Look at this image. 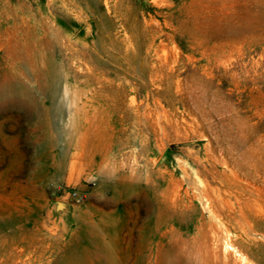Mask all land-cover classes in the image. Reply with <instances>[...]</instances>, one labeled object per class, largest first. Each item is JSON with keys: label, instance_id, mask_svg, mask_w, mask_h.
<instances>
[{"label": "rangeland", "instance_id": "374dc122", "mask_svg": "<svg viewBox=\"0 0 264 264\" xmlns=\"http://www.w3.org/2000/svg\"><path fill=\"white\" fill-rule=\"evenodd\" d=\"M255 1L0 0V264H128L127 181L132 225L172 182L184 222L224 174L264 199Z\"/></svg>", "mask_w": 264, "mask_h": 264}, {"label": "bare ground", "instance_id": "6f19581e", "mask_svg": "<svg viewBox=\"0 0 264 264\" xmlns=\"http://www.w3.org/2000/svg\"><path fill=\"white\" fill-rule=\"evenodd\" d=\"M250 1L258 3L255 0H238V3L246 6ZM254 3L251 22L249 19L242 22L237 31L240 37L264 32V0L259 14ZM220 179L223 191L203 192L206 221H183L182 209L187 208L185 201L190 196L188 190L183 192L179 183L172 182L163 190L159 189L161 186L156 188L153 199H143L141 206L146 216L142 220L138 208L133 225L130 222L132 202L142 200L133 197L138 184L126 180L128 264L131 261L132 264H264V199L226 174ZM138 224L141 226L135 231ZM190 233L189 240L184 239ZM134 245L137 248L133 257Z\"/></svg>", "mask_w": 264, "mask_h": 264}, {"label": "built area", "instance_id": "2783aa9c", "mask_svg": "<svg viewBox=\"0 0 264 264\" xmlns=\"http://www.w3.org/2000/svg\"><path fill=\"white\" fill-rule=\"evenodd\" d=\"M74 196H76V194H74Z\"/></svg>", "mask_w": 264, "mask_h": 264}]
</instances>
